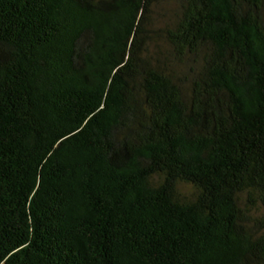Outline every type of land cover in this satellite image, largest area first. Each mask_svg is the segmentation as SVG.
I'll return each instance as SVG.
<instances>
[{
	"label": "trees",
	"instance_id": "obj_1",
	"mask_svg": "<svg viewBox=\"0 0 264 264\" xmlns=\"http://www.w3.org/2000/svg\"><path fill=\"white\" fill-rule=\"evenodd\" d=\"M166 2L0 0V264H264V0Z\"/></svg>",
	"mask_w": 264,
	"mask_h": 264
},
{
	"label": "rangeland",
	"instance_id": "obj_2",
	"mask_svg": "<svg viewBox=\"0 0 264 264\" xmlns=\"http://www.w3.org/2000/svg\"><path fill=\"white\" fill-rule=\"evenodd\" d=\"M174 0H168V2H166V7L170 6L173 3ZM179 189L182 193H191L192 192V188L187 186L186 184H181L179 186Z\"/></svg>",
	"mask_w": 264,
	"mask_h": 264
}]
</instances>
